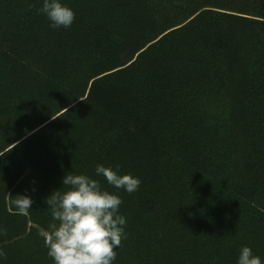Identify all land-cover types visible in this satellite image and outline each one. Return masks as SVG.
I'll return each instance as SVG.
<instances>
[{
  "label": "trees",
  "instance_id": "1",
  "mask_svg": "<svg viewBox=\"0 0 264 264\" xmlns=\"http://www.w3.org/2000/svg\"><path fill=\"white\" fill-rule=\"evenodd\" d=\"M113 2L137 14L94 16L90 85L69 88L65 55L47 57L44 79L27 74L43 14L17 35L13 0H0V264H54L40 233L55 222L46 199L66 187L42 176L68 172L123 201L113 264H234L215 223L233 241L264 228V0ZM98 164L139 189L109 185ZM27 186L25 216L14 201Z\"/></svg>",
  "mask_w": 264,
  "mask_h": 264
},
{
  "label": "clouds",
  "instance_id": "2",
  "mask_svg": "<svg viewBox=\"0 0 264 264\" xmlns=\"http://www.w3.org/2000/svg\"><path fill=\"white\" fill-rule=\"evenodd\" d=\"M39 11L47 16L53 28H69L75 20V12L60 0H43ZM95 172L109 185L129 194L137 191L141 184L138 177L118 174V166L113 170L98 164ZM62 184L66 190L54 191L45 201L55 221L40 233L48 256L54 264H113L116 249L125 238L126 219L119 214L122 199L104 189L99 180L85 174L68 172ZM32 203L27 195H17L14 201L18 214L25 216ZM2 235H6V230H0ZM5 256L0 250V257ZM238 264H262V260L250 247L244 246Z\"/></svg>",
  "mask_w": 264,
  "mask_h": 264
},
{
  "label": "rangeland",
  "instance_id": "3",
  "mask_svg": "<svg viewBox=\"0 0 264 264\" xmlns=\"http://www.w3.org/2000/svg\"><path fill=\"white\" fill-rule=\"evenodd\" d=\"M62 4L67 5L75 12V20L70 27H74V33L71 34L69 28H53L51 22L45 14L39 10L42 8L43 0H13V23L15 33H21L22 21L29 17L34 10L39 11L44 16V25L40 29L39 42L31 52L25 56L27 63V74L39 80L44 79L47 73V57L51 54L65 55L68 61V70L65 83L69 88L89 87L88 82V64L91 55V36L95 26L94 16L99 21L102 19L123 20L129 16L137 14V9L132 6L117 5L113 0H60ZM72 29V30H73ZM40 117H46L52 114V108H40ZM216 146L218 150H225L221 140L217 139ZM42 180L51 183L52 187H62V179L56 175L48 174L42 176ZM31 198L33 189L27 186L19 193ZM228 228L216 222L214 233L221 245L230 248L235 252L233 263L238 264L240 250L244 246L252 249L254 255H258L262 264H264V228H259L252 233L249 238H239L236 240L228 239ZM179 234V229L174 228L170 238H175ZM154 245V243H152ZM45 246V244H44ZM152 247V246H151ZM28 255H32L28 253ZM228 254L227 258H231Z\"/></svg>",
  "mask_w": 264,
  "mask_h": 264
}]
</instances>
